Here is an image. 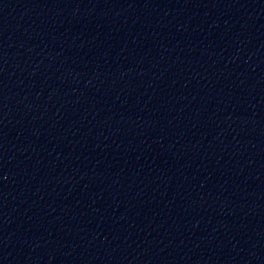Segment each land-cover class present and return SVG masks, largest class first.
Returning <instances> with one entry per match:
<instances>
[{"label": "water", "instance_id": "water-1", "mask_svg": "<svg viewBox=\"0 0 264 264\" xmlns=\"http://www.w3.org/2000/svg\"><path fill=\"white\" fill-rule=\"evenodd\" d=\"M0 264H264V0H0Z\"/></svg>", "mask_w": 264, "mask_h": 264}]
</instances>
